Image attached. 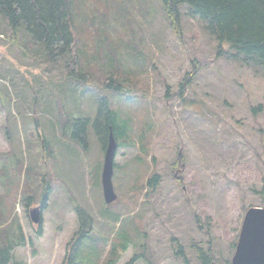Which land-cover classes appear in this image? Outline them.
<instances>
[{
    "label": "rangeland",
    "instance_id": "374dc122",
    "mask_svg": "<svg viewBox=\"0 0 264 264\" xmlns=\"http://www.w3.org/2000/svg\"><path fill=\"white\" fill-rule=\"evenodd\" d=\"M96 1L101 3L96 14L106 16L110 23L107 36L91 30L84 39L94 46L96 38L106 52L120 54L124 65L135 70L136 78L125 83L124 94L105 88L90 73L89 78H69L63 61L52 62L43 47L32 44L25 30L13 36L0 14V90L10 94L4 95V112L0 110V153L10 149L8 114L14 135L21 139L38 136L35 122L28 120L40 117L43 132L53 137L60 151H56V159L61 154L57 163L48 160L42 167L51 174L45 176V183L52 181V185L41 236L37 234L39 225L17 205L27 244L15 249V261L67 264L80 229L75 208L81 207L94 219L92 233L84 243L103 249L104 243L110 246L129 228L131 243L117 264H126L143 252L156 264H185L177 254L180 245L191 263L199 264L193 242L231 263L246 210L264 205V70L231 53L218 56L217 40L187 6L181 7L183 29L178 35L161 0H88V13ZM119 9L130 14H120ZM27 44L33 46L32 51ZM136 50L152 63L137 65L129 56ZM98 64L102 65L100 60ZM195 65L198 73L181 96L182 80ZM105 96L112 107L129 116V141H137L142 128L148 130L151 125L155 161L147 170L160 174L155 189L145 195L140 187L150 174L143 169L145 179L139 182L135 170L129 173L139 153L137 145L118 149L115 163L129 165L124 172L116 165L114 172L118 198L109 210L118 213V222L103 215L106 203L100 175L104 151L92 123L88 150L75 139L62 138L57 126L55 132L51 128L56 101L61 98L75 117L93 119L98 99ZM259 105L262 109L253 111ZM15 146L19 149L18 142ZM180 152L184 159L175 167ZM135 182L139 191L134 190ZM39 204L36 200L30 208ZM85 248L84 254H89L92 262L98 250ZM134 264L148 263L140 258Z\"/></svg>",
    "mask_w": 264,
    "mask_h": 264
},
{
    "label": "trees",
    "instance_id": "16d2710c",
    "mask_svg": "<svg viewBox=\"0 0 264 264\" xmlns=\"http://www.w3.org/2000/svg\"><path fill=\"white\" fill-rule=\"evenodd\" d=\"M87 3L88 0H0V14L12 28L13 36L19 31L25 30L31 37L32 44L34 46L39 44L43 47L52 62L63 61L69 78L79 80L83 77L89 78L92 74L101 81L105 88L124 94L125 83L131 81V78H136V72L126 64L124 65L120 54L106 52L96 38L94 46L91 41L84 39V34L86 33L87 36L91 30L106 35L107 28L110 26V23L106 21V16L102 17L101 13L96 14V11L101 8V3L93 2L90 13L86 11ZM161 3L171 26L178 35H182L183 29L181 7L187 6L193 15L199 16L203 20L206 31L217 40L218 56L226 52L231 53L243 63L253 64L264 70V0H161ZM118 12L130 14L122 9H119ZM96 19H98V24ZM26 47L28 51H32L33 46L27 44ZM129 56L137 65L146 66L149 62L152 63L150 58L141 57V52L137 50ZM99 60L102 65L98 64ZM198 70V66L195 65L194 69L185 75L178 92L179 95L182 96L186 85L196 77ZM168 88L169 85L167 86V96H169ZM6 92L3 93L0 90V110L2 112H4V95L10 96ZM64 102L65 100L62 98L60 101H56L58 103L55 108L56 113L51 119V128L54 132V128L57 126L62 138L71 141L75 139L84 149L88 150V127L92 123L93 129L100 137L104 152L111 132L114 133L119 147H135L137 145L139 153L136 163L130 166L129 173L131 170L132 172L135 170L138 173L139 182L140 179H145L143 169L147 175H150L146 181L144 180L141 187L138 182H135L134 190L139 191L140 187V192L147 195L155 189L160 174L157 172L148 173L147 170L150 169V165L154 166L155 161L150 140L151 125H148V130L146 127L142 128L137 135V141H129L132 133L131 120L127 114L112 107V102L108 97L98 99L96 115L93 119L75 117L69 104ZM47 109L50 110V108ZM261 109L262 105H259L253 108V111ZM6 118L9 123L6 127V137L10 149L0 153V186L3 189L0 193V264H22L16 262L14 257L15 249L27 244L17 214V205L20 204L26 209L28 218L29 208L36 200L39 201L42 210L47 208L52 181L45 183V176L51 174L42 167L47 165L48 160H55L57 163L61 154L59 153L60 156L56 159V151H59L58 146L53 137L46 136L43 132L40 117L33 118L32 116L28 120L35 122L38 136L33 135L23 137V139L19 134L14 135L8 114H6ZM17 142L19 149H17L18 146H15ZM40 157L43 158L41 160L43 165L40 164ZM183 159L184 155L180 152L175 167L179 162H183ZM117 166L123 172L129 167L128 164L126 165L128 167ZM100 177L102 176L100 175ZM101 180L100 178V186H102ZM41 186L42 188L39 190ZM109 206H105L106 211L103 215L118 222L120 219L118 213L109 210ZM75 211L79 217L80 229L76 233L77 241L73 244L71 253L67 257V264H82L81 258H85L90 264H117L121 253L127 250L131 243L129 228L119 240L110 246L108 243H104L103 249L98 245L91 246V243H84L83 240L92 233L94 219L87 209L76 207ZM197 223L202 226L198 216ZM208 232L209 230L206 229L207 234H209ZM37 234L40 236L43 234L42 223L39 225ZM30 244L34 245L32 241ZM86 245L98 250L96 258H93L92 262L89 259V254H84L87 251ZM142 247L145 248L146 245H142ZM193 247L199 264H230V261L220 259L210 249L196 242H193ZM177 254L184 259L185 264H193L185 253L183 245H180ZM145 255V252L139 255L135 254L126 264H134L140 258H144L148 264H156Z\"/></svg>",
    "mask_w": 264,
    "mask_h": 264
},
{
    "label": "water",
    "instance_id": "95a60500",
    "mask_svg": "<svg viewBox=\"0 0 264 264\" xmlns=\"http://www.w3.org/2000/svg\"><path fill=\"white\" fill-rule=\"evenodd\" d=\"M118 142L111 132L105 149L102 168V186L106 203L117 200L113 175ZM34 223H40L42 210L36 206L30 210ZM231 264H264V205L247 209Z\"/></svg>",
    "mask_w": 264,
    "mask_h": 264
}]
</instances>
